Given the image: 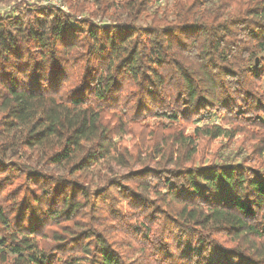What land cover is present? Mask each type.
Returning a JSON list of instances; mask_svg holds the SVG:
<instances>
[{
	"label": "trees",
	"instance_id": "16d2710c",
	"mask_svg": "<svg viewBox=\"0 0 264 264\" xmlns=\"http://www.w3.org/2000/svg\"><path fill=\"white\" fill-rule=\"evenodd\" d=\"M66 1L0 14V264H264V0ZM247 132L254 159L198 163ZM101 162L133 172L94 188Z\"/></svg>",
	"mask_w": 264,
	"mask_h": 264
},
{
	"label": "rangeland",
	"instance_id": "374dc122",
	"mask_svg": "<svg viewBox=\"0 0 264 264\" xmlns=\"http://www.w3.org/2000/svg\"><path fill=\"white\" fill-rule=\"evenodd\" d=\"M178 0H162L159 2L160 6H168L170 10H173L174 5L176 4ZM57 6L62 8L65 11H69V6L67 4L66 0H0V14L5 15H17L19 10H22L23 8H32V7H48V6ZM107 15L105 11L101 10L99 0H89L88 4L86 6V10L83 14L77 13V18H81L82 16H85V18H92V20L97 24H110L112 22V14L113 11L108 13ZM118 16H116L117 18ZM143 124L148 123L149 125H155L157 124V120L153 118L145 119ZM221 125L222 123L220 117L216 115L203 117L199 120H194L191 123H187L185 125L187 127V132L192 133L194 132V129L196 127H204L207 125ZM226 128L229 129L231 126L226 125ZM149 130H151L149 128ZM0 140L1 137H0ZM126 142L128 146L130 147V150L132 153H136L137 151L134 148L135 143H137V138L134 140L131 137L126 139ZM256 143V141L251 140L250 134L242 133L238 135L234 139H226L223 137H220L216 140H210V139H203L200 142L199 145V156H198V163L205 164V165H211L214 162L215 163H222V162H234L238 161L241 157L243 160L246 158H252L254 159L255 156L251 155V148ZM19 145L16 144L12 151H19ZM21 157L20 161L26 163L27 165L31 166L32 169H41L46 172H55V174L63 175L67 173V170L63 168L62 166H56V165H46L44 163V159H42L41 155L37 150H28L25 148H21L19 151ZM141 157L138 158L135 162H133L132 169H139L143 165H146L148 167H153V163H147L148 154L145 153L144 150H142ZM10 158V157H9ZM14 159H11V161ZM157 161V159H156ZM252 164V163H251ZM92 174L94 176L89 178V183L91 182L93 187L97 184L99 185L101 181L104 179V176H113L111 172H115L117 175L122 174H129L130 172H133V170L129 168H123L120 166L112 164H106L105 162H101L96 168L92 169ZM113 172V173H114ZM96 175H99L101 178L99 179L96 177ZM95 188V187H94Z\"/></svg>",
	"mask_w": 264,
	"mask_h": 264
},
{
	"label": "water",
	"instance_id": "95a60500",
	"mask_svg": "<svg viewBox=\"0 0 264 264\" xmlns=\"http://www.w3.org/2000/svg\"><path fill=\"white\" fill-rule=\"evenodd\" d=\"M257 61H258V59H257Z\"/></svg>",
	"mask_w": 264,
	"mask_h": 264
}]
</instances>
